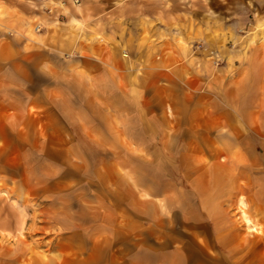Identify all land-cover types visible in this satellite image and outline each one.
<instances>
[{
    "label": "rangeland",
    "instance_id": "374dc122",
    "mask_svg": "<svg viewBox=\"0 0 264 264\" xmlns=\"http://www.w3.org/2000/svg\"><path fill=\"white\" fill-rule=\"evenodd\" d=\"M38 1L50 3L42 7L47 13H52L51 6L67 12L70 2ZM173 2L176 15L201 18L208 36L189 43L180 39L182 47L191 50L195 68L185 87L177 83L171 88L177 101L150 104L151 112L160 118V129L142 136L143 151L133 149L120 156V151L105 149V144L92 138L81 144L87 149L71 152L74 160L76 154L79 157L80 165L72 173L79 174V182L57 185L47 179L60 168L57 160H69L71 155L24 149L23 141L5 143L8 136L0 135V264H121L118 255L131 247L120 243L121 234L112 242L113 258H107V263L94 258V245L88 242L89 230L106 219L111 218L112 226H123L121 214L128 200L120 197L119 190L129 187L119 182V169L114 167L120 157L137 172L145 197L148 191L154 198L150 213L143 205L144 235H159L158 248L153 249L159 250L161 264L183 258L181 243L189 237L199 241L217 264H232V248L214 242L218 229L237 237L238 264L263 258L259 241L264 239V72L254 84L250 102L243 101L246 91L238 88L249 85L240 82L250 70L255 73L260 63L264 65V0H203L202 5L191 7L181 0ZM167 113L168 128L162 124ZM224 157L236 176L229 192H223L218 179ZM205 201L210 204L204 206ZM242 206L259 230L254 233L257 244L248 249L254 236L245 226ZM199 248L193 247V253ZM248 250L250 255L243 258Z\"/></svg>",
    "mask_w": 264,
    "mask_h": 264
},
{
    "label": "crops",
    "instance_id": "0c3cea01",
    "mask_svg": "<svg viewBox=\"0 0 264 264\" xmlns=\"http://www.w3.org/2000/svg\"><path fill=\"white\" fill-rule=\"evenodd\" d=\"M69 1L67 12L51 6L53 12L47 13L42 7L49 2L0 0V135L8 136L5 143L23 141L24 149L71 155L66 162L57 160L60 168L47 179L57 185L79 182V174H72L80 165L79 157L76 154L74 160L71 152L87 149L81 144L92 138L105 149L120 151V156L133 149L143 151L142 136L160 129V118L150 104L177 101L171 88L177 83L185 87L195 68L191 50H185L180 39L189 43L208 36L201 18L175 14L173 0ZM181 1L186 7L203 4V0ZM35 22L42 28L35 30ZM168 119V113L162 117L165 127ZM114 167L119 169V182L129 187L119 190L120 197L128 200L121 214L123 226L110 225V218L89 230L93 256L107 263L113 258L112 242L121 234L120 243L131 246L118 255L121 264H161L159 250L153 249L158 248L159 235H144L143 205L150 213L154 198L148 191L145 197L137 172L127 167L126 159L120 157ZM219 230L214 242L222 247L221 240L228 235ZM231 236L226 248H232L229 258L238 264L239 241ZM253 236L247 249L257 244ZM146 238L152 242L145 243ZM181 245L183 258H173L172 264L178 260L217 264L192 237ZM196 246L200 248L193 253ZM247 253L242 257H248L250 250ZM252 264H264V255Z\"/></svg>",
    "mask_w": 264,
    "mask_h": 264
},
{
    "label": "bare ground",
    "instance_id": "6f19581e",
    "mask_svg": "<svg viewBox=\"0 0 264 264\" xmlns=\"http://www.w3.org/2000/svg\"><path fill=\"white\" fill-rule=\"evenodd\" d=\"M76 4V3H75ZM251 62V64H254L255 62H253V61H250ZM262 72H264V65L263 64H259L258 65V67H257V69H256V71H255V73H254V71L253 70H250L249 71V73H248V76H247V78L246 79H244L245 77H246V74H245V72H244V74H243V76H242V79H244V80H242L243 82H240V83H248L249 85L247 86V85H245V84H240L239 86L241 87H239L238 88V90H241L242 92H243V90H244V94H243V101L244 102H250V98H251V96H252V89L254 88V84H257L256 83V81H258L260 78H262V76H263V73ZM254 73V74H253ZM253 74V77H252V81L249 83V80H251V75ZM257 86V85H256ZM255 86V87H256ZM242 100L240 99V102H241ZM242 101V102H243ZM247 109H248V107H247ZM237 114H238V116H239V118L240 117H242L243 116V111H242V109H239L238 111H237ZM262 114H264V111H262ZM225 116H227V113L225 112ZM237 116V115H236ZM237 116V117H238ZM223 163H221V165H220V174H219V177H218V179H220V181H222V183H223V192H229V188L231 187V185L233 184V182H234V180H236V176H235V174L233 175V174H231L230 172H229V169H230V165L228 164V163H230L228 160H227V158L226 157H224L223 158ZM233 165V167H235V165L234 164H232ZM241 188V187H240ZM239 202H240V204L241 205H245V202L242 200V199H240L239 200ZM205 204H203L204 206L205 205H209L210 204V201H205L204 202ZM241 209H243V215H244V223H245V226L250 230V232L251 233H258L259 232V230H258V228H256V226H255V224H252V221H251V219H249L248 217H246L245 215H246V213H245V210H244V207L242 206V208ZM229 236V235H228ZM228 236H226V237H224L222 240H221V246L222 247H224V248H226V246H228L230 243H231V241H232V238H233V236H231V237H229L228 238ZM262 262H263V260H262Z\"/></svg>",
    "mask_w": 264,
    "mask_h": 264
},
{
    "label": "built area",
    "instance_id": "2783aa9c",
    "mask_svg": "<svg viewBox=\"0 0 264 264\" xmlns=\"http://www.w3.org/2000/svg\"><path fill=\"white\" fill-rule=\"evenodd\" d=\"M43 1H48V0H43ZM73 2L74 3H76V4H78L79 3V0H73ZM46 3V2H45ZM49 9V8H48ZM47 9V10H48ZM49 12H53V9H49ZM42 25L41 24H38L36 27H35V30H39V29H41L42 27H41Z\"/></svg>",
    "mask_w": 264,
    "mask_h": 264
}]
</instances>
